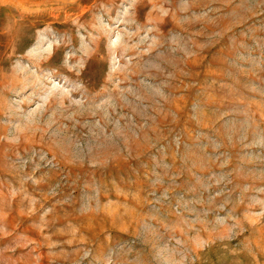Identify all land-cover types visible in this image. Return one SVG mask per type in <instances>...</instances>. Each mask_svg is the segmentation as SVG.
I'll use <instances>...</instances> for the list:
<instances>
[{
    "label": "rangeland",
    "instance_id": "rangeland-1",
    "mask_svg": "<svg viewBox=\"0 0 264 264\" xmlns=\"http://www.w3.org/2000/svg\"><path fill=\"white\" fill-rule=\"evenodd\" d=\"M0 264H264V0H0Z\"/></svg>",
    "mask_w": 264,
    "mask_h": 264
}]
</instances>
